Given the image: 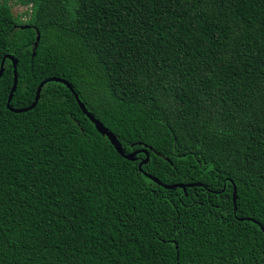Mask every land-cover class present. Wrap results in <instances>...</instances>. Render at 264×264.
<instances>
[{"label": "trees", "instance_id": "trees-1", "mask_svg": "<svg viewBox=\"0 0 264 264\" xmlns=\"http://www.w3.org/2000/svg\"><path fill=\"white\" fill-rule=\"evenodd\" d=\"M7 54L136 154L6 59L0 264H264V0H0Z\"/></svg>", "mask_w": 264, "mask_h": 264}, {"label": "water", "instance_id": "water-1", "mask_svg": "<svg viewBox=\"0 0 264 264\" xmlns=\"http://www.w3.org/2000/svg\"><path fill=\"white\" fill-rule=\"evenodd\" d=\"M21 29L23 28H27V27H22L20 26ZM39 41V33L37 32L36 33V41L34 43V48L37 47V43ZM35 56V53L33 51L32 53V57ZM8 59L12 62V65H13V70H14V78H13V85L11 87V90L9 92V95H8V99H7V109L13 113H23V112H27L29 110H32L38 100H39V97H40V91L42 89V87L46 84V83H50V82H56V83H61L63 84L64 86L67 87V89L72 93V95L74 96V99L76 100V103L78 104L79 108L81 109L82 113L91 121V123L94 125L96 131L101 135V136H105L111 146L115 149V151L117 152L118 155H120L122 158L128 160V161H134V156H135V152L133 153H129V154H125V152L123 151V148L121 146V144L119 143V141L117 140V138L98 120H96L92 115L91 113L87 110V108L85 107V105L81 102V100L79 99L78 97V94L74 91L73 87L71 86V84L63 79H60V78H48V79H45L43 80L38 88H37V91H36V95H35V98H34V101L33 103L27 107V108H22V109H13L10 107V102L12 100V96L16 90V86H17V64H18V59L14 58L13 56L11 55H5L3 58H2V61H1V64H0V78L3 74V71H4V62L5 60ZM143 153L146 154V158L144 161L140 162L139 165H138V169L140 172H142V169H141V166L143 164H145L148 160V154L146 151H143ZM144 175L149 178L150 180H152L153 182L157 183L158 185L164 187L165 189H168V190H175L177 188H180L182 190L185 191L186 188H191V187H200L201 185L200 184H189V185H181V184H176V185H163L161 184L157 179L151 177L150 175L144 173ZM232 205H233V211L235 213L236 211V188L235 186H233V193H232ZM238 221H243V220H247V221H250V219H243V218H237ZM254 223H256L255 221H252ZM257 225H259L258 223H256ZM261 230L263 231L264 233V229L262 227H260Z\"/></svg>", "mask_w": 264, "mask_h": 264}, {"label": "rangeland", "instance_id": "rangeland-1", "mask_svg": "<svg viewBox=\"0 0 264 264\" xmlns=\"http://www.w3.org/2000/svg\"><path fill=\"white\" fill-rule=\"evenodd\" d=\"M10 4L12 6V12L14 16H20L22 20L26 19V16L22 15L25 12L26 8L14 5L13 1H11Z\"/></svg>", "mask_w": 264, "mask_h": 264}]
</instances>
